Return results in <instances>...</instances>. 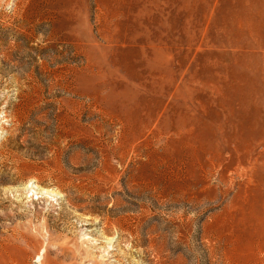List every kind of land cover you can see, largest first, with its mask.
Segmentation results:
<instances>
[{
  "label": "rangeland",
  "instance_id": "rangeland-1",
  "mask_svg": "<svg viewBox=\"0 0 264 264\" xmlns=\"http://www.w3.org/2000/svg\"><path fill=\"white\" fill-rule=\"evenodd\" d=\"M263 202L264 0H0V264H264Z\"/></svg>",
  "mask_w": 264,
  "mask_h": 264
},
{
  "label": "bare ground",
  "instance_id": "bare-ground-1",
  "mask_svg": "<svg viewBox=\"0 0 264 264\" xmlns=\"http://www.w3.org/2000/svg\"><path fill=\"white\" fill-rule=\"evenodd\" d=\"M258 193V192H257ZM264 203V202H263Z\"/></svg>",
  "mask_w": 264,
  "mask_h": 264
}]
</instances>
